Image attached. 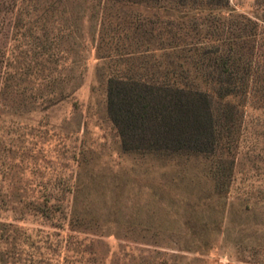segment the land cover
<instances>
[{
	"label": "rangeland",
	"instance_id": "1",
	"mask_svg": "<svg viewBox=\"0 0 264 264\" xmlns=\"http://www.w3.org/2000/svg\"><path fill=\"white\" fill-rule=\"evenodd\" d=\"M62 7L0 0V187L13 180L27 197L76 194L82 228L116 236L91 249L80 237L59 250L58 231L30 217L17 222L0 205V264H88L89 252L98 253L91 264L145 257L155 264L163 261L156 251L208 264H264L260 77L249 78L240 100L230 169V159L214 154L123 153L105 92L107 74L120 67L97 59L95 18L68 19ZM229 9L243 17L240 31L257 34L264 53V0H229Z\"/></svg>",
	"mask_w": 264,
	"mask_h": 264
},
{
	"label": "trees",
	"instance_id": "2",
	"mask_svg": "<svg viewBox=\"0 0 264 264\" xmlns=\"http://www.w3.org/2000/svg\"><path fill=\"white\" fill-rule=\"evenodd\" d=\"M56 2L63 3L62 14L68 19L95 18L97 59L116 61L120 67L107 74L105 92L106 113L123 153L214 154L230 159L232 167L230 146L237 140L240 100L248 95L249 78L260 77L264 93V65L258 66L264 53H258L257 34L239 30L237 20L243 17L229 9V0ZM46 10L38 11L44 15ZM20 185L13 180L2 184L1 209L16 215L17 222L30 217L58 231L57 249L66 251L64 245L80 237L91 249L103 244L101 239L116 236L82 228L76 194L27 197L19 194ZM97 254L89 252L88 264ZM155 255L163 258L155 264H208L198 256L185 261L180 254ZM146 258L139 264H148Z\"/></svg>",
	"mask_w": 264,
	"mask_h": 264
}]
</instances>
